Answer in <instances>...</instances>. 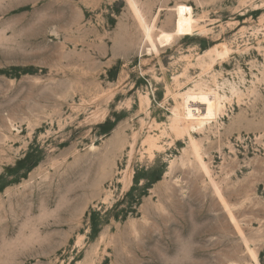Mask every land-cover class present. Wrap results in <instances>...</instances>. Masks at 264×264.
<instances>
[{
  "label": "rangeland",
  "instance_id": "rangeland-1",
  "mask_svg": "<svg viewBox=\"0 0 264 264\" xmlns=\"http://www.w3.org/2000/svg\"><path fill=\"white\" fill-rule=\"evenodd\" d=\"M134 2L0 0V264H264V0Z\"/></svg>",
  "mask_w": 264,
  "mask_h": 264
},
{
  "label": "bare ground",
  "instance_id": "bare-ground-1",
  "mask_svg": "<svg viewBox=\"0 0 264 264\" xmlns=\"http://www.w3.org/2000/svg\"><path fill=\"white\" fill-rule=\"evenodd\" d=\"M132 3L135 14L144 25L145 29V41L151 42L149 51H158V45L152 38V32L155 30V26L152 23H147L144 19L143 14L139 10L136 2L130 0ZM175 13V31L173 33L162 31V40L164 43H170L174 36H186L194 31L196 20L193 12V8L187 5H177L174 8ZM218 47V46H217ZM213 47L207 52V54H213L215 60L224 58L230 52L228 48L222 47L221 49ZM150 54V53H149ZM228 58V57H227ZM224 60V59H223ZM183 110L181 119L187 123H204L215 121L219 115L220 102L217 95L206 92H195L190 91L185 95H182Z\"/></svg>",
  "mask_w": 264,
  "mask_h": 264
}]
</instances>
